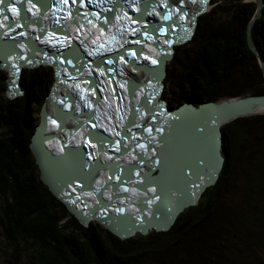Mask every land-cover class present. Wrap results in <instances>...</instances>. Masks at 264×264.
<instances>
[{"label":"trees","instance_id":"1","mask_svg":"<svg viewBox=\"0 0 264 264\" xmlns=\"http://www.w3.org/2000/svg\"><path fill=\"white\" fill-rule=\"evenodd\" d=\"M220 1L224 4L203 16L190 43L195 49L189 52L183 46L176 59L178 65L187 59L191 63L186 76L181 72L173 78L178 79L171 88L176 103L196 99L197 105L236 97L247 89L264 94L262 71L247 44L256 5L250 0ZM226 4L233 7L231 18L216 25L215 10L225 12ZM252 36L264 56V8ZM28 71L23 76L26 93L19 98L7 97L0 79V243L8 249L7 264H246L242 251L250 248L264 224V114L222 127L224 167L190 220L178 221L168 231L122 239L103 226L87 229L41 180L31 149L30 107L51 89L53 80L46 70ZM241 177L251 193L231 209L227 201H234L230 196L238 191ZM83 230L89 235L79 236Z\"/></svg>","mask_w":264,"mask_h":264},{"label":"water","instance_id":"2","mask_svg":"<svg viewBox=\"0 0 264 264\" xmlns=\"http://www.w3.org/2000/svg\"><path fill=\"white\" fill-rule=\"evenodd\" d=\"M205 1L206 0H188V2L191 4L190 7L192 5L195 6L192 9L188 7L189 10L192 11L191 19L195 20L197 15L205 11L206 9ZM250 1L255 3L256 10L247 26V44L251 49V51L256 56L257 62L260 66L264 78V56L259 50L252 36L253 26L255 25L256 21L263 15L264 0H250ZM203 4L204 6H202ZM170 6H173V4H171ZM175 10L176 13L179 12V10L177 9ZM183 10L185 12H188V9L186 7ZM173 18L174 19L172 20L171 27L166 26L165 28L176 30V32L180 30L181 27H186L190 20V18H187L185 16L184 20H182V22H179L176 19L177 18L176 14L174 15ZM147 22L148 21H145L144 25H146ZM166 35L167 32L164 33L162 37H160V40L163 41ZM191 36H192V32L186 38L180 41L182 42L186 40L188 37L191 38ZM148 44H150V42ZM31 45L36 46V44L33 45V43ZM28 50L29 51H24L28 55L36 52L34 50V47L32 50L31 49ZM160 51L161 50H159L158 52ZM135 53H136L135 55H137L138 52L136 51ZM8 54L11 55L10 52L7 53V55ZM69 54L70 53H68L66 49L61 51L59 55L55 56L54 58H51V56H53L54 54H49L47 56V59H49L56 66H58L60 63L64 64L66 70L71 71L69 72L70 74L76 73L77 76L80 79H82L81 75L85 74L84 73L85 71L81 70L82 72H78V73L74 72L80 69L81 67L78 64V60L71 58L72 56L71 54L69 57ZM173 54H174V49L173 47H170L167 56L157 57L156 59L153 60L154 62L152 65L146 66L145 68L146 71L141 76L143 81L140 85L136 87V83L134 79L132 80V82H129L127 86L128 97H130L129 102L130 103L132 102L134 104L133 106L137 105L136 102L137 92H140L145 96V98L141 99L142 107L140 112L136 113L137 117L135 119L136 121L135 127L133 126L130 129V124L132 122H128L126 124L128 126L127 128H129L132 132L136 133V135H134V133H131L130 135L127 134L129 135L128 140L132 139V144L134 147V148L132 147L131 151H133L134 149H136L137 151H139L140 149L141 150L144 149L147 151V147H150L149 149L151 150V149H155L156 146H159L158 149L160 152H158L159 158L156 161L151 158L144 159L146 160L145 163L147 164V166H145L144 161H140L142 158L141 157L142 154L138 152H137L138 154L133 152L135 161L131 159V161L129 162L130 165L128 166H125L124 164L117 162L116 160L115 162H112L111 160L109 161V163H111L110 164L111 171L113 172L114 169V171L119 172L120 175L122 174V177H124V179L126 178L124 181H122L124 184L123 188L127 189V185L130 182V180L134 181L131 182L132 184H134L132 187L133 189L132 191L134 195L136 190L142 193L143 190L141 189L146 190L147 188L150 187H153V189L154 187L156 188L155 189L156 191L154 192V196H155V198L153 199L154 201H147V200L145 201L144 197L146 195L144 197L142 196L140 199L137 200L138 205H140V202L144 203L145 206L143 207L147 209L146 211L141 207H137V209L144 210V212L141 214L140 219H136V221H131V219L129 220H127L126 218L123 219V216L120 215L119 218H116L114 220L112 219L109 220L106 216L104 217L105 219H101V222L104 224V226L109 230H111L114 234H116L120 238L130 237L134 235L137 231H139L142 234H147L150 228H154L157 231L170 230L171 227L177 221L180 213H182L186 207L197 204L202 193L208 187L215 185L216 182L218 181L221 170L223 169L225 162V157L222 154V144H223L222 127L225 124L240 117L264 114V94L236 96V97L225 98L220 101H204L198 104V106H195L191 102H189L183 104L180 108L170 112L166 108V102L161 100L160 96L165 86L164 84V78L166 77L165 60L172 58ZM7 55L6 53L0 55V58L3 61L0 64V67L6 68L8 71H10L11 76L13 78L16 77V74L22 72L23 65L24 66L27 65L31 68H35L36 66L39 65V62H35V61L31 62L32 60L29 61L26 60L27 62H24L22 61L21 58H18L17 60H15V64L17 63L18 65H16V68L11 69L9 66H12L11 64L12 59H10V57ZM43 57L45 58L46 56ZM98 59L100 60L98 61ZM103 60H105L103 57L102 58L95 57L93 62H103L105 65V62ZM112 68L114 67L112 66ZM101 71L105 72L106 68L103 67ZM133 72L136 74V77H140L136 72V69ZM104 75L107 76L106 73H104ZM111 78H113V80L116 81V78L112 76L108 77L107 81L111 80ZM89 80H91L92 82L90 86L96 85L97 83L96 77L95 78L89 77ZM145 80L150 81L147 86L145 85L146 83ZM107 83H110V81H108ZM107 83L105 85H107ZM101 91H102V87L100 90V88H98L97 86V92L101 93ZM22 93H25V91H22ZM45 107L46 104L43 105L41 110V114L44 117L47 115V111H45ZM85 116L87 118L90 117L91 120L94 119L93 113L90 114L89 109L87 110ZM157 116L158 118L168 119V121L166 122L167 127L164 128L165 132L162 135L163 143L161 145H159L158 142L156 145L155 142L152 143L151 141H147V138L150 136L149 131L152 130L153 132L156 133L159 132L158 127L154 126L155 121L153 120ZM71 117L73 118V116ZM146 121L150 123L147 125V123L145 124ZM91 127L92 129L98 128V124L95 123ZM99 129L102 130V128ZM147 129L149 130L147 131ZM188 129H191L190 132L188 133V137L189 138L194 137L195 139H198L200 148L193 149L194 151H190V154L186 159L187 165H184V169H183L185 175L184 176L181 175L182 182L180 181L179 183H176L177 190L167 192L166 190L167 188L163 186V182L165 183V179H167L166 175L168 172V166H166V163L168 161L167 160L168 147L165 145H168L166 143L167 140L169 139V136L170 139H173L174 142L176 140L179 142L182 134ZM41 133L42 134L40 135L37 134L36 136H34L35 139L34 141L32 140L31 144L33 145V147L31 146V149L35 155L36 163L41 167V169H43V171L41 172V180L44 183L50 184L49 176L45 170L46 168L44 165L43 158L41 156L42 155L49 156V158H53V157L46 152L47 150L43 145V142L46 139V137L43 135L42 130ZM151 135L153 134L151 133ZM167 135L168 138L166 139ZM92 138H94L93 140H95L97 153L94 154L93 157L94 163L91 162L90 165L88 166L89 169L88 173L92 177H94V175L98 174L97 169L95 168L98 167L97 164L100 163V160L102 161L103 159L102 156L105 155L110 157H114V156L117 157L119 154H121V152H124V147L123 149H121L119 142H113L114 140H116L115 138L113 140L104 138L102 136L96 135L95 131H92ZM139 140H142L143 143L145 144L144 145L142 143L138 144ZM159 140L161 139L159 138ZM35 142H37L36 146H35ZM126 144L129 145V141L128 142L126 141ZM36 149L38 150V152ZM88 149L91 148L88 146V148L86 147L85 149H83L82 146H80L78 149L74 150L76 153L75 152L73 153V151L67 152L73 158L74 167H72L73 172H71L70 176L66 179H69L74 184L79 183L80 180L87 182L90 179L89 178L90 176H88L87 173L81 171V168H83L84 165L86 164V161L83 158V154L85 150ZM67 153L64 156H58V159H66V156L69 157ZM141 162H143L144 166L142 165ZM103 165H105V162H103ZM155 170H159V173L154 174ZM159 181L162 185L159 183ZM67 184H69V182L65 181L62 184V186H65ZM51 189L55 194H58L56 193V190L53 187ZM169 193H171L172 196ZM134 197L139 198V195L136 193ZM70 209L73 213L75 214L78 213L77 210H75V206L71 205ZM111 210L109 211V213H112ZM90 211L96 212L97 209L91 208ZM150 213L151 215L153 216L156 215V216L153 218L151 217V219H149ZM80 218H82V216H80ZM83 225L88 226V222L87 221L84 222L83 220Z\"/></svg>","mask_w":264,"mask_h":264},{"label":"bare ground","instance_id":"3","mask_svg":"<svg viewBox=\"0 0 264 264\" xmlns=\"http://www.w3.org/2000/svg\"><path fill=\"white\" fill-rule=\"evenodd\" d=\"M47 1L50 5H52V7H54L53 6L54 5L53 0H47ZM72 1L73 0H71V2ZM142 1L144 3L148 2V0H142ZM63 2L69 6L68 13H70L72 11L71 2L66 1V0H63ZM178 2H179V0H174V4L177 6H178ZM98 4H99L98 8L102 11L104 10L110 16H111L112 12L117 13V14H127L129 12H133L132 7H135V9L137 10L142 5L141 3H138L136 5L127 4L126 6H124V4L121 0L120 1L119 0H103V2L98 3ZM186 4H188V0H185L184 5H186ZM184 5H182V6H184ZM18 6L22 7L23 10H28V8H27L28 0H3V2L0 3V7L1 8L5 7L7 10V11L0 10V20L4 19L8 22L7 26L5 27V29L7 31V36L2 42H0V55H3L5 53L7 55V53L10 52L11 55H9V54L7 55L10 57V59H12V63L10 62L12 64V66H9L10 68H14L13 63L15 64V60H17L18 58H21L22 61H24V62L32 60L31 62H33V61L39 62V64L41 66L43 64L49 65L53 69L54 72H62L63 69L61 67H58V69H57V67L54 64H52L51 61L49 59H47V57L37 59L34 56L35 53H31L30 55H28L24 52L25 51L24 47H26V48L34 47V50H35L38 47L43 46L46 49H48L47 45H49L50 47H52V49L54 51H60L62 48H63L62 51L67 49V52L72 55L71 58L78 60V64L81 68L74 71V72H82L81 70H83V71H85L84 72L85 76H89L91 78L96 77L94 72H86V70L90 71L94 68L92 64L94 63L93 61H94L95 55L98 53L102 54L104 52V49L106 47L108 48V45H105V44L108 43L109 45H111V43H109L107 39L110 36H112L114 33L118 32L116 27L112 26V24L110 22V18H109V22H108V27L106 28L107 35L104 36L98 31L96 32L94 30L93 31L87 30L86 26H85L86 25L85 22H83V21H77L76 22L77 19H74L72 17V15L69 17H63V20L60 22L59 18H58L59 17V13H58L59 4L56 5L54 8H51L57 15V23L56 24H47V25H42L40 22L37 23L36 21H34L29 16L30 15L29 11L19 13L17 11ZM13 9H15V11H13ZM53 11H48L45 15L44 20H48L49 19L48 15L53 13ZM61 14H63V11L61 12ZM14 15L19 16L20 20H22V22L25 24V25L19 27V29H20L19 31L17 28L13 27L15 24L12 21H10L12 18L15 17ZM52 20H51V22H52ZM135 22L141 23L142 19L140 17H136ZM155 22L161 23L163 25L162 26V31H163L165 28V24L161 20L155 21ZM141 24H144V23H141ZM58 30L62 31L63 34H65L67 36L68 45H65L61 39H59L55 36V32H58ZM74 30L79 32L80 35H82L84 37L85 42H77L76 41L75 35L73 33ZM151 30H152V24H150V27L147 29L146 33H150ZM172 32L174 33V32H176V30H172ZM89 33L93 34L92 37H93V39H95L94 45H96V47H92V48L90 47V42L87 38V35ZM188 38L190 39V37H188ZM99 39L106 40V42H100ZM29 41L31 43H33V45L36 44V46L30 45V47H28L27 45H25L26 43H29ZM56 45H61L63 47L57 50V49H55ZM173 49H174V47H173ZM70 54H69V57H70ZM173 56H174V54H173ZM103 58L105 59V57H103ZM144 60H145V58H144ZM1 61L2 60L0 58V63H1ZM16 65H18V64L16 63ZM22 68L24 70V68H31V67H29L27 65L26 66L23 65ZM23 70H22V72H19L18 74H16L15 78L19 82H22L21 79L23 76ZM105 73L107 74V76L109 75V72H105ZM128 74H130V73L128 72ZM96 75L99 78L101 77V74L99 72H97ZM133 79H134L133 77L129 78L128 76H126L124 74L122 76V80L119 82V84L117 86V89L122 90L123 92H125V94L128 93L127 92V89H128L127 86L129 84V82H132ZM142 81H143L142 79L140 80L137 78V80H135L136 87L138 85H140L142 83ZM106 82H108V81L106 80ZM145 82H146L145 85L147 86L150 81L145 80ZM76 84H77L76 76L74 78H73V76H71L69 79H67V78L63 79L61 76H59L58 73L56 75L54 74L53 83H52L51 89L49 90L50 96H51V90H53V92L55 93L54 101H56V104H54V112L52 111V118H53V120L58 122L57 124L59 125V127H63V125L61 123V119L65 118L67 126H69V127H65L64 130H60L58 132H53V130H50V133H57L55 136L50 137V142L54 143L57 147L65 146L66 151H68V152L73 151V153H74L75 152L74 150H76L78 148H74L77 143H76V141H73L72 139L77 135H79L81 137L87 136L88 144L86 143V145H84L85 147L83 146L84 147L83 149H85L86 147L88 148V146L91 149L85 150V152L83 154V158L85 159V161H87L90 164L91 162L94 163L93 157H94V154L97 153L95 140H93L94 138H92V131H95L96 135H99V136H102L104 138L113 140L115 138V136L109 135V134L105 133L104 131H101L99 128H102L106 125H110L113 129H116L117 125H115V124L117 122H119L120 120H123V121L129 120V117H131V116L130 115L128 116L127 114H125L123 117L119 116L118 112L116 111L118 109L116 107H114L115 106L114 104L116 103V101L112 100V98L109 97V94L106 90H102L101 93L88 92L87 94H85V93L79 92V90L81 91V88H79V90L76 89ZM6 94H7V97H9L10 99H14L15 97L16 98L18 97V96L11 94L10 91L7 92V90H6ZM143 98H145V96L142 93L137 92L136 102L137 103L141 102V99H143ZM78 102H80L82 104V107L87 106L90 114L93 113V118H94L93 120H94V122H96L98 124V128H95V129H92V127L87 128L86 125H83L82 123H78L79 119H82V120L89 119L90 120V117L85 118V115L83 114L84 110L82 111V115L77 119L74 118V115L72 112H68L66 110L67 108L68 109L72 108L74 111V114L77 116L78 115V113H77V108H78L77 103ZM47 103L50 104L51 102L48 100ZM133 105L134 104L131 102L129 109L132 111L131 113L134 114V116H135V109H134ZM47 109L48 108L45 107V111ZM98 115H100V117L102 119ZM71 116H73V118ZM157 117L153 119L155 121V125L159 128L157 138L159 137L161 139V140H159V142L161 141L163 143L162 135L165 132L164 128L167 127L166 122L168 121V119L157 118ZM89 120H85V121L88 122ZM41 122L43 123V119L40 117V120L34 126L33 136H32L33 141L35 139L34 136H36L37 134H39V135L42 134L41 129L39 128ZM128 122H132V121H128ZM146 123L148 125L150 122L146 121L145 124ZM125 127H128V126L126 125ZM148 130L149 129H147V131ZM190 130L191 129H188L182 134L179 142L177 140L174 142L173 139H170V136H169V139L167 140V143H166L168 145H165L168 147V159H167L168 161L166 163V166H168V172L166 175L167 179H165L166 184L163 182V186L167 188L166 189L167 192L177 190L176 183H179L180 181L182 182L181 177L185 175L184 174L185 172L183 170L184 165H187L186 159L189 156L190 151H194L193 149H199L200 148V144H199L198 139H195L194 137H192V138L188 137V133L190 132ZM167 138H168V135H167L166 139ZM126 141L128 142V140H126V139H119L118 141L114 140L113 142H119L121 149H123V147H124V152H121V154H119L117 157L116 156L110 157V156L103 155L102 161L100 160V163L97 164L98 167L95 168V169H97V173L102 174L104 176V178H108L109 176H111L110 183L108 184L106 182V180H103L102 181L103 188H101V190L104 189V194H105L106 198L111 203H114L117 201V197H116V193H115L116 186L114 184H112L113 177H116L118 179V185L121 187H123L122 181H124L126 178L124 179V177H122V174L120 175V173L114 171V169L112 172L110 169L111 163H109V161L111 160L112 162H115V160H116L117 162H120V163L124 164L125 166L129 165L127 163V161L129 158L131 159L134 157V153H133L134 151H131L132 148H129L130 143H129V145L126 144ZM36 145H37V142H35V146ZM126 145H128V146H126ZM31 146L33 147L32 144H31ZM37 152H38V150H37ZM53 152L57 155L59 151H56V149H54ZM60 156H64V154H61ZM41 157L43 158L44 165L46 168L45 170L49 176L50 185L56 190V192L58 194H61L60 192H58V188L61 186V184H63L65 181L72 183V181L65 178V175L68 174L69 170H66L65 164L61 163L59 165L58 163H56V160H53L54 157H56V156H52L53 158H49V156H43L42 155ZM68 158L69 157L66 156V159H68ZM48 162L50 165L48 164ZM103 162H105V165H103ZM39 169H40V173H41L43 171V169H41L40 166H39ZM86 172H88V170ZM157 173H159V172H157ZM164 173H165V171H164ZM159 183H160V181H159ZM86 187H88V186L86 185ZM99 188H98V190H99ZM155 189L156 188L154 187V192H155ZM141 190H143L142 191L143 195H147L149 192H153L152 190H150L148 188L146 190H144V189H141ZM122 191L124 192L125 190L123 189ZM65 193L63 194L64 197H65V195L68 196ZM102 194H103V191H102ZM118 194L122 195V196H126L128 198L130 193H118ZM169 194L172 196L171 193H169ZM87 195L88 194H86L85 196H87ZM61 197H63V196H61ZM65 199L67 200V202L70 206L73 205L72 200L70 201V198L65 197ZM131 205L136 207V208L141 207L143 209H146L145 207H143V206H145L144 203L140 202V205H138V201L133 202ZM131 205H128V206H131ZM126 206L127 205L122 206L121 208L123 209ZM97 215H99V214L97 213ZM87 218H88V216H87ZM82 219L84 220V222L87 221L88 225L93 220L95 221V219H89V218L85 219L84 213L82 215ZM130 219H131V221H136V218L134 216H131ZM80 223L83 225V221H81Z\"/></svg>","mask_w":264,"mask_h":264},{"label":"rangeland","instance_id":"4","mask_svg":"<svg viewBox=\"0 0 264 264\" xmlns=\"http://www.w3.org/2000/svg\"><path fill=\"white\" fill-rule=\"evenodd\" d=\"M218 3H221V4H224L222 3L220 0L218 1H213V0H210L209 2V5L210 7H208L206 10H208L207 12L205 13H202L200 15L197 16L196 18V26H195V29H194V32L192 34V37L187 41L185 42V44H181V45H178V46H173L174 47V56L173 58H170L169 60L166 61V77L164 78V88H163V92L160 96V99L165 101L166 102V108L171 112V111H174L178 108H180L183 104L185 103H189L191 102L193 105L195 106H198V103L196 105V99H190V101H187V102H184V103H176L173 99H172V94H171V88H174L176 84H178V79H173L175 76L177 77H180L179 74H181V72H183L184 76H186V72H187V66L191 65L189 59L187 60H184L183 64L180 63V65L177 64L176 62V59L180 57V54H181V48L183 46H187L186 49H188L189 52L193 51V49H195V47L193 48L192 46L193 45H190V43L194 40L195 36L197 35L198 33V30L200 29V25L202 23V18L203 16L206 14V13H209L211 12ZM225 12H222L220 11L219 8H216L215 10V13L213 15V20H214V23L216 25H221V24H225V21H228L229 18H231V15L233 13V7L230 5V4H226L225 6ZM133 11V10H132ZM139 14L142 15V12H140ZM162 37V36H160ZM137 40H144V39H137ZM25 45H27L28 47H30L31 43H26ZM193 53H191V56H192ZM175 60V62H174ZM2 63V61H1ZM0 63V64H1ZM52 63V62H51ZM53 64V63H52ZM177 64V65H176ZM55 65V64H54ZM56 66V65H55ZM57 69L58 67H61L63 69V71H66V68L64 67V64L60 63L58 66H56ZM35 68H39L41 71L42 70H46L45 72L48 71V73H52V80H53V77H54V74L55 72L53 71V69L49 66V65H38L37 67ZM30 68H24L23 70V76L26 72H29ZM93 71L92 72H95L96 69L93 68L92 69ZM173 71L175 72V75H173ZM9 72L6 68H0V79H1V86L2 88L4 89V94L6 95V88L8 87V81L11 84H13L14 80L9 76ZM108 72H110L108 70ZM170 72V73H169ZM169 73V75H168ZM136 75V74H135ZM23 76H22V82H21V93H19L18 95V98L19 96H22L26 93V90H25V83L23 81ZM141 80V79H140ZM246 89V88H245ZM244 89V90H245ZM248 91L244 92L243 94L239 95V96H247V95H253L252 92H250L249 89H247ZM22 91H25V93H22ZM47 93H45L44 95H41L38 97V100H36L30 107V114H31V122H32V126H35V124L40 120V117H41V110H42V107L44 104L47 103V95L49 94V91H46ZM232 97V96H231ZM235 97V96H234ZM16 98V97H15ZM225 98H230V96H224V97H221L219 100H216V101H220L222 99H225ZM158 118V117H157ZM79 122V121H78ZM133 125V123H132ZM154 126H156L154 124ZM153 127V126H152ZM34 128V127H33ZM159 129V128H158ZM119 131V130H118ZM143 132V131H142ZM147 132V131H146ZM150 133V134H149ZM149 137L147 138V140L151 141L152 143H156L157 145V142H159V138H157V133L153 132L152 130L149 131ZM151 133L153 134V137L151 135ZM1 134H3V132H1ZM143 134V133H142ZM141 137V136H140ZM144 137V136H142ZM77 138V137H76ZM153 140H152V139ZM158 140V141H157ZM130 144H132V139L131 140H128ZM139 143L138 144H143V141L139 140L138 141ZM161 142V141H160ZM158 143L159 145L162 144L161 143ZM145 144V143H144ZM132 147H133V144H132ZM159 146H156L155 149H149L150 147H147V151H145V154L144 155H141V160L140 161H144V164L145 166H147V164L145 163L146 160L144 159H147V158H151V159H154L155 161L159 158V149H158ZM134 148V147H133ZM65 149V148H64ZM64 149H59V151H62L64 155H66L67 152L64 151ZM155 150V151H154ZM134 153H140L141 154V149L139 151H137L136 149L133 150ZM47 153H49L51 155L52 152L49 151H46ZM137 153V154H138ZM68 154V153H67ZM69 155V154H68ZM135 157L132 158V160L135 161L134 159ZM54 160H56V163H58L59 165L62 163V164H65L66 166V170H69L68 171V174L65 175V178H68L71 174L72 171V167H74V162H73V158L69 155V158L68 159H58V156H56L54 158ZM132 161V162H134ZM158 162V161H157ZM88 163V162H87ZM142 165L144 166L143 162H141ZM89 164V163H88ZM130 164V163H129ZM58 165V166H59ZM90 165V164H89ZM141 165V164H140ZM141 165V166H142ZM76 166V165H75ZM80 167V166H79ZM86 168V169H85ZM88 166L85 164L83 168H81L83 172L87 173L88 176H90V174H88V172H86ZM147 171V170H146ZM222 171V170H221ZM157 172H159V170H155V173L156 174ZM68 175V176H67ZM95 180V179H94ZM83 180H80L79 183L75 184L77 187H76V192H68L65 188V186H60L58 188V192H60L61 194H55L53 191H52V186L50 184H47L45 183L49 188L50 190L53 192V194L61 201L63 202L66 207L68 208V210L78 219L79 222L83 221L82 218H80V216L83 215V213L85 214V219L87 218V216L89 217V219H95V221L93 220L92 222L89 223L88 226H85L88 228H91V226H97V228H100V226H104V224L101 222V219H105L104 217L106 216L109 220L112 219H116V218H119L120 216H123L119 210L121 209L122 205H131L132 204V201L134 199V196L136 195L137 192L139 191H135V195L133 193V185L131 182H134V181H131L128 183L127 185V189L126 188H123L121 186L118 185V179L116 180H113L112 181V184H114L116 186V190H115V193H116V197H117V201L114 202V203H111L105 196L104 194V189L101 190V188H103V185H102V181H93V182H90L88 184H86L88 187H86V185L82 182ZM93 183V184H92ZM97 183V184H96ZM108 183V182H107ZM91 184V185H90ZM96 184V185H95ZM109 184V183H108ZM123 184V182H122ZM136 184V182H135ZM80 185V186H79ZM102 185V186H101ZM124 185V184H123ZM238 191L234 194H231L230 198H233V202H229L227 201V205H229V207L231 209H237L239 208L241 205L240 203L242 202V200L244 199L243 196H246L247 194L251 193L250 190H249V183L248 181L245 180V177H241L238 181ZM101 186V187H100ZM100 187V188H99ZM211 187V186H210ZM65 190H64V189ZM99 188V190H98ZM131 188V189H130ZM209 188V187H208ZM207 188V189H208ZM79 189V190H78ZM125 190L124 192L122 190ZM150 189V188H148ZM206 189V190H207ZM63 192H61V191ZM206 190L202 193L201 197L199 198L198 200V203L199 204L201 202V204H199L198 206H196L197 204L195 205H192V206H188L184 209V211L182 213H180L178 219L176 222H183L185 220H190V217L195 213L196 211V207H199V206H203L204 204V201H206V197H205V192ZM81 191V192H80ZM84 191V192H83ZM102 191H103V194H102ZM66 192V193H65ZM84 194H83V193ZM57 193V192H56ZM67 194L68 196L65 195V197H68L70 198V201L72 200V204L75 206V210H77V214L73 213L70 209V205L68 204L67 200L65 199L64 195L63 194ZM95 193V194H94ZM98 193V194H97ZM118 193H130L129 194V197L127 198L126 196H122V195H119ZM73 194V195H72ZM77 194V195H76ZM86 194H88L87 196H85ZM63 196V197H61ZM142 196L144 197L145 195L142 194ZM64 198V199H63ZM126 198V199H125ZM144 199H149L151 201H154L152 196L150 195H146L144 197ZM1 202H3V200H0ZM91 208H95L97 209V213L99 215H97L96 212H93V211H90ZM112 209V210H111ZM112 211V213H109V211ZM88 214V215H87ZM97 215V216H96ZM120 215V216H119ZM78 216V217H77ZM101 216V217H100ZM98 218V219H97ZM81 219V220H80ZM123 219H125V217L123 216ZM73 220V219H72ZM100 220V221H99ZM74 222V221H73ZM175 222V223H176ZM178 222V223H179ZM175 225V224H174ZM173 225V226H174ZM106 228V227H105ZM108 229V228H107ZM109 230V229H108ZM154 229L153 228H150L148 232H151L153 231ZM111 231V230H110ZM112 232V231H111ZM139 231H137L134 235L132 236H139ZM254 233V232H253ZM252 233V234H253ZM89 235V231L88 230H83L79 233V236H88ZM116 235V234H115ZM146 236V234H143ZM130 236V237H132ZM85 238V237H84ZM129 238V237H127ZM144 238V237H143ZM122 239H125V238H122ZM256 240V241H254ZM8 249L5 247V244L4 243H0V264H7V261L5 259V252H7ZM243 254H241L242 256H244L245 260H247V262H245L246 264H264V224H263V229L261 231H257L255 233V237L251 240V245H250V248H245L243 251H242ZM240 255V256H241ZM25 258L29 259V256H26ZM30 261H28L27 264H29ZM9 264V263H8Z\"/></svg>","mask_w":264,"mask_h":264},{"label":"snow or ice","instance_id":"5","mask_svg":"<svg viewBox=\"0 0 264 264\" xmlns=\"http://www.w3.org/2000/svg\"><path fill=\"white\" fill-rule=\"evenodd\" d=\"M3 2V0H0V3H2ZM13 11H15V9H13Z\"/></svg>","mask_w":264,"mask_h":264}]
</instances>
